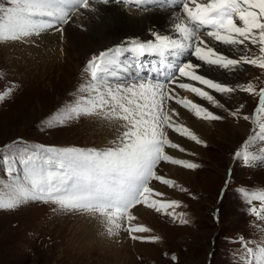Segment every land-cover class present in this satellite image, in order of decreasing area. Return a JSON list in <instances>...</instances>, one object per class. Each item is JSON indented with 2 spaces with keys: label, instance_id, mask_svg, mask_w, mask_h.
<instances>
[{
  "label": "snow or ice",
  "instance_id": "obj_1",
  "mask_svg": "<svg viewBox=\"0 0 264 264\" xmlns=\"http://www.w3.org/2000/svg\"><path fill=\"white\" fill-rule=\"evenodd\" d=\"M111 2L0 0V40H25L40 37L50 30L62 36L63 25L74 17L95 12V4ZM119 2L137 8L150 4L179 5L184 18L174 25V36L150 29L152 39H133L124 46L94 55L83 69L86 83L80 86L75 102L43 122L46 127H55L82 115H95L117 123L122 129L111 146L102 149L29 147L18 139L0 148V165L5 173L0 177V209H14L28 201L51 203L56 205L53 211H78L100 218L108 235H116L123 229L133 240L156 242L159 237L137 235L151 229L132 224L136 219L133 210L142 205L173 221L188 223L183 213L176 212L181 202L161 199L164 194L155 189L153 182L177 187L174 180L159 174L165 163L186 169L200 167L169 154L166 149L186 152L170 139L169 132L206 146L190 127L180 122L176 106L209 122L225 118L202 103L206 102L234 119L250 121L255 127L241 148L234 152L233 159L242 160L246 166L264 163V148L257 152L255 144L257 141L264 144V86L257 90L251 81L230 85L202 71L205 67L218 68L235 75L245 66L264 70V0ZM205 37L227 46L238 58L218 51ZM125 53L133 55L131 65H125L121 58ZM186 53L198 63L175 59ZM146 55L162 58L152 68L153 75L121 79L123 73L137 64L142 69L140 58ZM180 90L193 94L201 102L182 96ZM12 92V86L0 90V102ZM236 92L258 96V104L251 114L241 116L243 105L232 111L220 98ZM180 191L187 189L181 187ZM238 191L249 205L253 201L260 202L259 209L251 206L248 211L264 220V189ZM239 243L243 250L238 256L241 264H264V239L249 241L240 237ZM250 243L255 247H249ZM171 258L177 259L175 254Z\"/></svg>",
  "mask_w": 264,
  "mask_h": 264
},
{
  "label": "rangeland",
  "instance_id": "obj_2",
  "mask_svg": "<svg viewBox=\"0 0 264 264\" xmlns=\"http://www.w3.org/2000/svg\"><path fill=\"white\" fill-rule=\"evenodd\" d=\"M74 22L68 23L69 26L63 25L65 28L61 39L53 37L41 41L30 37L21 42L10 41L11 53H14L9 58L0 40V90L13 87L12 94L0 102V148L19 139L29 147L102 149L111 146L118 132L122 131L117 123L95 115H82L55 127L43 124L65 105L75 102L80 86L86 83L83 72L86 62L109 46L107 43L101 49L88 50L83 53V57H79L80 67L72 78L73 84H78L76 92L67 91L66 98H54L47 106H41L35 96L47 89L48 76L52 74L49 72L54 68L46 66V61L52 59V51L60 50L59 44L63 52L69 48L67 43H70L69 38L73 33L76 36L78 33L86 34L83 36L90 38V42L94 40L89 32H81V27L74 25L77 24L75 19ZM149 33H146V37L141 36L144 41L152 39ZM32 38L35 40L31 41ZM43 44H51L52 51L45 52ZM227 52L238 58L231 49ZM42 66L46 67L45 72L38 70ZM229 76L230 85L251 81L256 84L257 90L264 85V70L256 67L245 66L235 75L229 72ZM221 99L232 111L243 105L240 113L242 116L252 113L257 96L236 92L222 96ZM208 106L225 118L213 122L198 119L201 129L195 128L193 131L206 142V146L170 132L182 139L181 146L186 152L166 149L178 153L179 159L186 158L200 167L186 169L165 163L159 173L174 180L177 187L153 182L155 189L164 194L161 199L181 202L176 212L183 213L188 223L181 224L178 219L173 221L163 213H157L146 206H137L133 210L136 219L132 224H142L151 229L148 233L137 235L160 238L156 242H144L131 239L123 229L116 235H108L103 222L96 216L78 211H53L56 208L54 204L28 201L14 209H0V264H241L238 256L243 250L237 237L245 236L249 241H261L264 239V220L248 211L251 206L259 209L260 202L253 201L249 205L238 190L264 189V163L246 166L242 160L233 159L234 152L241 148L250 131L246 135L237 136L234 130L228 128L237 119L222 109ZM244 122L249 129L250 122ZM217 128L228 129L229 133L224 136L223 131L220 129L219 132ZM255 144L257 152L264 148V144L259 141ZM171 168H175L173 173ZM4 176V168L0 165V177ZM181 187L187 191H180ZM89 217L91 221L98 219L102 227L92 234L91 239H84L83 229ZM124 224L127 227V222ZM91 243L93 250L87 252L88 244ZM115 244L122 245L119 248ZM252 246L255 247L250 243L249 247ZM173 254L177 257L175 261L171 258Z\"/></svg>",
  "mask_w": 264,
  "mask_h": 264
},
{
  "label": "bare ground",
  "instance_id": "obj_3",
  "mask_svg": "<svg viewBox=\"0 0 264 264\" xmlns=\"http://www.w3.org/2000/svg\"><path fill=\"white\" fill-rule=\"evenodd\" d=\"M93 7L96 9L95 12H88L86 13L85 16H82L79 18L74 17L75 20L77 21V24H74V25L79 26V27L83 26L81 27V32L82 31L89 32L92 35V39H94L93 42H90V38L83 36L86 34L81 35L78 33L77 34L78 36H76L75 33H73L71 37L69 36L70 43L67 41L68 42L67 44H69V48H65L64 52H63L64 49L61 46V44H59L60 47L58 45V48L60 50L58 51L56 50L57 52L52 51L51 44H48L46 46L43 44L44 46L42 49H44L45 52L52 51L51 53L52 59L46 61L47 63L46 66L48 65L49 67H53L54 69L51 70V72H49V73H52L50 75L48 74L49 82L47 83L46 86L44 85L47 89L39 93L37 92L38 94L35 96L37 103H39L41 106H47L49 103L52 102L51 99L53 100L54 98L58 100L61 96L62 98H66L68 96V94L66 93L67 91H69V93L76 92L78 84L74 85L73 84L74 80L72 78L74 77L73 75L74 72L78 69V67H80L81 62H80L79 57L82 55L84 56L83 53L87 52L88 50L90 51L91 49L99 50L101 49L102 46H104L107 43L109 46H112L113 44H117L119 40H121V38L130 36V35L135 36V37L124 40V44L121 46H124L127 41H130L133 39H139L141 41H144L145 39L143 40L141 36L146 37L147 36L146 33H148L150 29H154L160 34H170L174 36L175 35L174 25L176 23H180L177 20L181 18V13L179 11H176V12H174L173 10L171 11L166 5H159V4H150L146 8L145 7L137 8L135 6H128L124 3H120L119 0H116V3H112V2L109 4L99 3V4L93 5ZM201 35L202 36L204 35L203 32L201 33ZM53 37L59 39L61 37V33L50 30L47 33H44L40 37H36V38H38L41 41H45L47 38H53ZM205 39H208L210 43L217 48L218 51H221L223 53L225 52L224 46L222 44H217L216 42L211 41V38L205 37ZM30 40L34 41L35 38L34 39L32 38ZM10 41L13 42L12 40H2L1 41L2 42L1 46L5 48L4 52L6 53V57L8 58L12 56L14 53V52L11 53L12 47L10 46V44L12 43H10ZM17 41L21 42L22 40H17ZM58 42L59 41H57L56 43ZM228 49L229 48H227V50ZM227 54L230 55L229 52H227ZM130 55L132 56L131 60L133 62L134 57L132 54ZM187 56L188 54L186 53L184 56H181L175 59L185 61ZM161 59H162L161 57L156 56V55H146V56L141 57L140 61L143 62V65H144L143 67H148L152 69ZM34 62L36 63V59H34ZM126 65H130V64H126ZM137 67H139V64H137ZM205 69H206L205 73L207 75L212 76L214 79H219L222 82L231 84L229 80L230 78L229 72H225L218 68L208 69L207 67H205ZM38 70L45 72L46 67L42 66L38 68ZM184 95L188 96L189 98H192V95L188 94L187 92H185ZM197 102L199 101L197 100ZM205 106H208V105H205ZM176 107H177V110L180 112V117H179L180 122L186 124L192 130H194L195 128H200L201 124L198 118L194 116H192L191 118L189 113L186 110L184 111L178 106ZM245 124L246 123L244 121H240L239 119L237 121H233V123H230L228 128L234 130L237 136L246 135L249 133L250 130L246 127ZM220 129L223 131L224 136L229 133L228 129L217 128L218 131ZM169 134H170L169 135L170 139L174 140L173 142L178 143L180 145L182 144L181 138L175 137V134H172L170 132ZM170 170L171 171L175 170V168H171ZM97 220L92 219L91 221V217H89L88 222H86V227H84L83 229V234H85L84 239H91L93 237L92 234H95V231L96 230L99 231V228L102 227L98 223ZM90 242H92V240ZM99 243L104 244L103 242H99ZM121 245L116 246L115 244V246L119 248L121 247ZM88 246L90 247V249L88 247L87 252L88 251L92 252L93 243H91V245L88 244Z\"/></svg>",
  "mask_w": 264,
  "mask_h": 264
}]
</instances>
